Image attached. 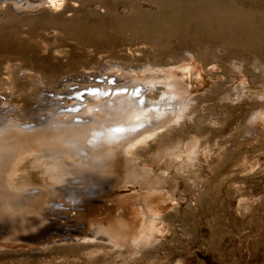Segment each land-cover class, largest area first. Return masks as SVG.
<instances>
[{
    "label": "rangeland",
    "instance_id": "rangeland-1",
    "mask_svg": "<svg viewBox=\"0 0 264 264\" xmlns=\"http://www.w3.org/2000/svg\"><path fill=\"white\" fill-rule=\"evenodd\" d=\"M161 72L180 80L182 97H175L188 104L179 121L163 123L135 149L137 170L150 171L147 183L159 188L149 192L154 196L149 210L160 218V232L135 264H264V0L0 1V121L7 120L0 128L59 119L63 125L49 130L77 134L88 124L70 90L55 107L42 102V92L59 91L61 80L84 74L91 82L67 88L98 95L107 88L99 86L100 77L108 76L143 90L152 81L161 86ZM162 86L164 92L148 90L156 102L169 96V86ZM61 108L71 118L63 119ZM116 123L124 126L126 120ZM142 127H119L112 135L133 137ZM62 139L58 145L48 140L47 147L62 148ZM67 152L56 178L44 164L47 158L35 160L39 152L20 157L15 170L11 163L1 171L0 206H13V193L41 191L44 207H50L72 196L69 191H85L86 179L106 177L94 168L102 159L92 161L78 151L88 167L83 161L71 166L76 163L66 156L77 154ZM140 185L128 183L106 194L94 204L88 228L96 221L124 222L137 232L139 199L148 191ZM11 211L0 208V264H112L118 258V248L102 233L95 240L91 230L34 244L27 237L48 222H30ZM93 249L98 254L90 256ZM126 252L121 249L122 256Z\"/></svg>",
    "mask_w": 264,
    "mask_h": 264
},
{
    "label": "bare ground",
    "instance_id": "bare-ground-1",
    "mask_svg": "<svg viewBox=\"0 0 264 264\" xmlns=\"http://www.w3.org/2000/svg\"><path fill=\"white\" fill-rule=\"evenodd\" d=\"M140 70H142V68ZM171 74L172 73L161 72L162 76L157 75L161 79L160 83H162V85L166 83L170 88V93H166V95L169 96H165L157 102L149 97L150 93H148V90L153 87L150 91H154L156 88L157 90L160 89V91L164 92V87L166 86H158L157 82L152 81V86H141L144 88L143 90H136L134 88L130 89L128 86L118 85L115 79L112 80L111 77L108 76L105 78L98 76L101 78L99 80L101 82L99 83V86L107 87L104 89H98V95L94 93V90L76 92L73 90L74 87L67 88L71 82H75L78 87L83 83H86L87 81L85 80L87 79L89 80L88 82H91L90 76L85 74L82 76H74L73 78H64L60 81V89H62L59 91L42 92L39 97L42 99V102L55 107L56 104L59 105L62 103L65 98L64 90H70V96L72 97V101L76 104V107H84V109L80 111L85 112L86 119L84 124H88L86 125L87 130L80 129L79 133L77 132L78 130L73 131V133L77 132V134L70 135L69 133L68 136L65 133L67 131L63 128L61 131L49 130L51 129L48 128L49 126L56 125L55 129H57L59 124L63 125V123H60L61 120L59 119H52V125H45L44 117H41L44 120L38 121L36 125L30 123L24 124V126H17V129H14V127L0 128V172L10 167L11 163H13V169L15 170L17 162L20 160L19 158L33 152H39L38 157L35 159L37 161H42V158L44 157L47 158L48 161L44 164L49 172H56L54 176L55 178L57 176L56 174H59L58 170L65 166L63 165L65 162L62 160V156L69 153L67 151L71 150L76 152L71 154L77 155H67L66 157H70V160L74 161V163H76L75 161H79L80 163L83 161V163H85L84 167H88L86 159L85 157L78 155V151L88 155L92 161L102 159V161H96L94 168L98 167V170L101 171L102 174H105L104 176L106 177L101 176L98 180L93 181L92 183L86 179V182L83 185L85 191H69L68 194L72 196L66 195V198L62 197L61 200L55 201L53 204L50 202V207L46 206V204V207H44V203L47 201L43 198L44 194L41 191L35 193L21 191L19 195L13 193V206H0V208H6L7 211L12 210L11 212L13 215L22 214V216L26 217L30 222H33V220L36 219L48 222L46 225L48 227L45 229L42 226V229L31 236L32 238L30 235L28 236V234H24V236H28L27 238L33 239L30 242L36 241L34 244L39 245L43 242L49 241L53 237L67 236L69 238H74L75 236L88 234V232H90L89 230H91L88 228V223L90 222L89 217H95L96 214L95 205L100 204L103 201V197L112 192L115 188H120L128 183H137L148 189L146 194L142 195L143 198L140 197L139 199L140 211L138 213L140 220L142 221L139 230L133 232V230H130L129 225L124 222L121 223V226H118L116 222L104 225L98 223L99 221H96L94 222V228L89 235L93 238L95 237L96 240V236L99 233H102L107 237L106 243L112 244L113 247L118 248V258H116V261L112 262V264H135V262L139 260V254L142 252L143 248L146 245L153 243L156 238L155 234L160 232L157 227L160 218L149 210L154 202V196H149V192L159 188H157L155 184L149 185L147 183V179L150 178L148 175L150 171L146 169H141V171L137 170L138 165L136 162L137 155L135 149L139 145L146 143L150 138L154 137L157 131L162 127L163 123L169 124L170 122L178 120L182 116L184 106L188 104V101L185 105V102L182 104L181 102L183 101H180L178 97H175L181 95L179 91L182 85L179 83L180 80L174 79ZM148 75H150V77L154 76L153 73ZM132 78L135 82H138L136 77ZM152 79L153 78H151V80ZM92 82H94V80ZM119 86L122 88H118ZM131 95L134 98H131ZM181 97L182 96H180V98ZM77 101L79 102L78 105L76 103ZM167 102H170V104ZM171 105L172 107L170 109ZM73 106L75 109V105ZM67 110V108L58 109V111L64 112L62 114L63 119L68 118L71 115V113H65ZM69 118H71V116ZM117 120H126V124L121 126L116 123ZM0 122H2L0 126H3L6 124L7 120ZM141 123H143L142 129L135 133L133 137H130L129 135H119L118 137L112 135L113 131L119 129V127L129 130ZM75 124L79 125L80 123L77 122ZM45 127L48 129L46 130ZM28 132H32V134ZM62 138H66L67 140L63 141ZM50 139H52V142L54 143L57 142V140L62 139L61 145L63 147H47V142ZM37 140L40 143L39 146L35 145L37 144L36 142H38ZM55 145L58 144L55 143ZM45 146L47 148H44ZM130 157L135 158V160H131ZM1 160L4 161L2 166ZM77 164L78 163H70L71 166H76ZM101 164H104V166H96ZM124 166L126 167V171L123 173ZM111 175H114L115 177L111 178ZM109 178L112 179L113 183L108 180ZM103 188H105L104 191H101ZM121 203H127V201H124L123 199ZM77 217L79 220L85 218V223L76 224L74 221L77 220ZM14 220L15 219H13V221ZM66 221L71 223L67 225L65 224ZM20 234H22V232ZM93 238H91V240ZM87 239H90V237L88 236ZM122 248H127V256H125L126 254L122 256ZM89 254L90 256H93L98 254V252L96 249H93ZM89 264H92V262H89Z\"/></svg>",
    "mask_w": 264,
    "mask_h": 264
}]
</instances>
